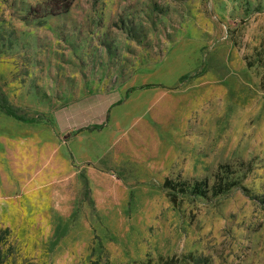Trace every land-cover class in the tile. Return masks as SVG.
I'll use <instances>...</instances> for the list:
<instances>
[{
  "label": "rangeland",
  "instance_id": "obj_1",
  "mask_svg": "<svg viewBox=\"0 0 264 264\" xmlns=\"http://www.w3.org/2000/svg\"><path fill=\"white\" fill-rule=\"evenodd\" d=\"M0 93V264H264V0H0Z\"/></svg>",
  "mask_w": 264,
  "mask_h": 264
},
{
  "label": "trees",
  "instance_id": "obj_2",
  "mask_svg": "<svg viewBox=\"0 0 264 264\" xmlns=\"http://www.w3.org/2000/svg\"><path fill=\"white\" fill-rule=\"evenodd\" d=\"M56 3H59L64 9H68L70 7V4L73 0H53ZM185 77L182 76L178 79V81H182ZM149 87L148 86H143ZM137 88H130L126 95L136 90ZM116 105H119L118 103ZM0 112L4 114L5 116L12 118L18 122H21L23 124L32 125V124H38L40 123L41 116L37 115L32 118H24L21 116H18L11 105L7 102L5 97L0 93ZM191 185V186H190ZM201 185L204 189L207 190L206 182H203L201 184L200 182H193V184H189L188 181H173L171 179H165L163 182V188L166 191V196L169 199V201L172 203V205H177L178 195L181 194H187L190 193L192 196H203L205 195L206 190H200ZM234 184L227 183L223 179H218V177L215 180V183L210 188V192L212 196L220 195L221 193L227 192L233 187ZM163 264H176V260L174 258L166 260Z\"/></svg>",
  "mask_w": 264,
  "mask_h": 264
},
{
  "label": "crops",
  "instance_id": "obj_3",
  "mask_svg": "<svg viewBox=\"0 0 264 264\" xmlns=\"http://www.w3.org/2000/svg\"><path fill=\"white\" fill-rule=\"evenodd\" d=\"M116 105V104H115Z\"/></svg>",
  "mask_w": 264,
  "mask_h": 264
}]
</instances>
